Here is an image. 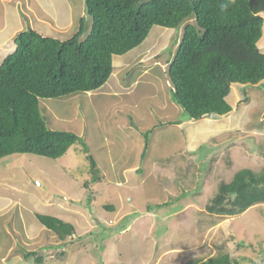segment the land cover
I'll list each match as a JSON object with an SVG mask.
<instances>
[{
  "label": "trees",
  "instance_id": "trees-1",
  "mask_svg": "<svg viewBox=\"0 0 264 264\" xmlns=\"http://www.w3.org/2000/svg\"><path fill=\"white\" fill-rule=\"evenodd\" d=\"M84 1L90 25L83 38L85 18L65 40L28 29L15 37L14 51L1 62L0 159L13 154L57 159L75 142L83 144L72 131L46 126L41 100L96 90L111 74L112 56L139 45L154 25L178 28L184 24L167 75L172 98L186 118L226 115L232 110L226 97L233 83L264 82V51L258 45L264 0ZM189 19L193 21L186 22ZM82 149L87 150L83 145ZM86 157L93 171L91 179L83 181L87 188L89 182L98 180V171L91 154ZM164 203L148 205L147 210ZM258 203H264V166L259 171H236L229 182H221L205 209L232 215ZM104 207L114 209L111 204ZM35 216L60 242L73 240L71 222L42 212ZM24 256L43 260L36 251H26ZM192 264L238 261L228 253H218Z\"/></svg>",
  "mask_w": 264,
  "mask_h": 264
},
{
  "label": "rangeland",
  "instance_id": "rangeland-1",
  "mask_svg": "<svg viewBox=\"0 0 264 264\" xmlns=\"http://www.w3.org/2000/svg\"><path fill=\"white\" fill-rule=\"evenodd\" d=\"M75 3L78 5L77 0ZM261 38L264 51V32ZM168 65L164 64L166 71ZM248 88L243 90L247 100L239 101L243 115L234 118L240 119L239 125L192 153L191 160L184 154L158 161L159 172L154 173L161 175L144 177L143 182L137 176L118 185L111 183L115 177L99 173V165L98 180L86 188L83 181L91 179L93 172L86 156L91 149L97 151V146L80 136L84 143L75 142L57 159L33 154L0 159V196L73 224V240L60 242L54 236L55 247L43 254L36 252L41 258L51 254L52 259L45 258L48 264H192L218 253H228L238 264H264V203L232 215L205 209L221 182H229L236 171H259L264 166V85ZM253 96L256 98L251 99ZM66 99L41 100L47 127L69 129ZM248 109L253 111L247 113ZM89 110L82 113L84 126L90 127L83 136L91 140ZM183 191L185 197L180 199ZM165 195L167 203L147 210L148 204L156 203L145 205V197L154 196L163 203ZM9 204L7 207L12 206ZM105 204L114 209H105Z\"/></svg>",
  "mask_w": 264,
  "mask_h": 264
},
{
  "label": "crops",
  "instance_id": "crops-1",
  "mask_svg": "<svg viewBox=\"0 0 264 264\" xmlns=\"http://www.w3.org/2000/svg\"><path fill=\"white\" fill-rule=\"evenodd\" d=\"M75 1L0 0V64L14 51L15 37L22 31L32 29L42 36L65 40L78 30L81 18L86 20L87 31L89 20L86 19L85 1L77 0L78 5ZM179 32V28L152 26L139 45L112 56V71L103 85L96 90L64 96L70 109L68 121H71L69 129L65 130L97 146V151L91 149V156L95 165L101 166V175L115 177L111 183L121 185L137 176H141L143 182L144 177L161 175L154 173L159 172L158 161L177 155L187 154L191 160L192 153L239 125L240 119H234L242 114L239 101L246 95L250 99L248 87L260 89L264 83L249 86L233 83L226 97L232 110L226 115L186 118L172 98L173 86L164 68L177 49ZM169 47L172 50L166 52ZM244 86L248 88L246 95ZM82 105H85L84 111ZM89 108L86 114L88 121L91 120V132H97L91 133V140L83 136L84 129L89 131L90 127L84 126L82 113ZM252 111L248 109L247 113ZM184 192L180 199H184ZM164 193L163 190L161 194ZM5 198L0 196V264H35L32 256H24L23 249L43 254L56 246L53 242L56 235L36 218L35 213L40 211ZM158 199L145 197V205L149 201L157 204ZM167 199L165 195L163 202ZM9 203L12 206L7 207ZM45 256L47 260L52 259L48 252ZM45 258L38 264H48Z\"/></svg>",
  "mask_w": 264,
  "mask_h": 264
},
{
  "label": "clouds",
  "instance_id": "clouds-1",
  "mask_svg": "<svg viewBox=\"0 0 264 264\" xmlns=\"http://www.w3.org/2000/svg\"><path fill=\"white\" fill-rule=\"evenodd\" d=\"M88 17V16H87ZM89 19V18H88ZM90 21V20H89ZM90 25V24H89ZM184 25V24H183ZM183 25H181V26H179L178 28H179V31H180V36H182V26ZM89 29V28H88ZM85 33H86V31L84 32V34L81 36V38H83L84 36H85ZM180 39H181V37H180ZM179 42H180V40H179ZM179 42H178V44H179ZM177 48H178V45H177ZM177 50V49H176Z\"/></svg>",
  "mask_w": 264,
  "mask_h": 264
}]
</instances>
